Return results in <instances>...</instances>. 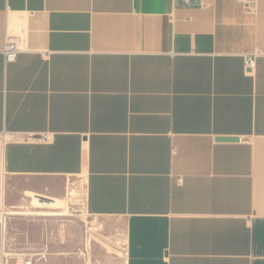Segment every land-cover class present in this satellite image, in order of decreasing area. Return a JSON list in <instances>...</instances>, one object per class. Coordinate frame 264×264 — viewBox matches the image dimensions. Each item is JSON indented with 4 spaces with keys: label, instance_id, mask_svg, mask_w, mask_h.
I'll use <instances>...</instances> for the list:
<instances>
[{
    "label": "crops",
    "instance_id": "crops-1",
    "mask_svg": "<svg viewBox=\"0 0 264 264\" xmlns=\"http://www.w3.org/2000/svg\"><path fill=\"white\" fill-rule=\"evenodd\" d=\"M179 1L0 0V264H264V0Z\"/></svg>",
    "mask_w": 264,
    "mask_h": 264
},
{
    "label": "rangeland",
    "instance_id": "rangeland-1",
    "mask_svg": "<svg viewBox=\"0 0 264 264\" xmlns=\"http://www.w3.org/2000/svg\"><path fill=\"white\" fill-rule=\"evenodd\" d=\"M37 205L43 206L39 203ZM63 206L62 202L49 205L50 208L54 209H61ZM61 211H64V209ZM67 212V216L59 218V221L63 222H58L57 224L64 225V235L68 230L70 250L73 253V256H71L72 264H113V257H111L110 251L102 249L99 243H95L94 235L99 238L98 229L95 230L93 226L89 225V220L84 214H69V211ZM50 215L62 216L64 214L54 212L50 213ZM78 255L80 256L79 259Z\"/></svg>",
    "mask_w": 264,
    "mask_h": 264
},
{
    "label": "built area",
    "instance_id": "built-area-1",
    "mask_svg": "<svg viewBox=\"0 0 264 264\" xmlns=\"http://www.w3.org/2000/svg\"><path fill=\"white\" fill-rule=\"evenodd\" d=\"M239 3H242L247 10H252L255 8L258 0H236ZM180 4L184 6H192L193 2L192 0H181L179 1ZM197 3V1L195 2ZM22 51V48L18 41L14 39H8L5 49H4V56L7 63L15 62L17 60L18 55ZM257 57L258 54H253L252 56H247L245 58V69L247 73L250 72V70H254L257 66ZM27 264H31L30 262H27Z\"/></svg>",
    "mask_w": 264,
    "mask_h": 264
},
{
    "label": "water",
    "instance_id": "water-1",
    "mask_svg": "<svg viewBox=\"0 0 264 264\" xmlns=\"http://www.w3.org/2000/svg\"><path fill=\"white\" fill-rule=\"evenodd\" d=\"M218 141H222V142H237V141H239V138H219Z\"/></svg>",
    "mask_w": 264,
    "mask_h": 264
},
{
    "label": "bare ground",
    "instance_id": "bare-ground-1",
    "mask_svg": "<svg viewBox=\"0 0 264 264\" xmlns=\"http://www.w3.org/2000/svg\"><path fill=\"white\" fill-rule=\"evenodd\" d=\"M83 178V177H82ZM83 180V179H82ZM82 184V183H81Z\"/></svg>",
    "mask_w": 264,
    "mask_h": 264
}]
</instances>
